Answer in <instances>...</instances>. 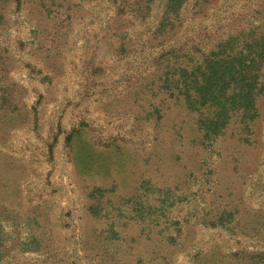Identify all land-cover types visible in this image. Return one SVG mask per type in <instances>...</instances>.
Masks as SVG:
<instances>
[{
  "label": "rangeland",
  "instance_id": "rangeland-1",
  "mask_svg": "<svg viewBox=\"0 0 264 264\" xmlns=\"http://www.w3.org/2000/svg\"><path fill=\"white\" fill-rule=\"evenodd\" d=\"M78 4L72 18L62 17L57 34L44 15L27 16L23 8L18 32L11 25L0 31V47L10 53L7 76L21 84L15 90L18 108L0 121V171L8 169L0 199L12 209L3 220L0 264H152L159 234L149 227L180 228L184 248L169 264H208L207 254L192 260L197 247L217 254L261 246L264 118L255 142L229 147L233 157H225V141L215 143L212 152L202 154L201 170L199 158L185 163L163 151L149 158L144 131L150 121L128 134L137 120L121 98V89L132 82L134 65L124 58L132 55L131 47L120 52L112 34L107 38L100 30L112 12L108 0ZM251 5L236 11L255 20ZM130 30L127 42L135 34ZM101 152H114L110 158L124 162L113 189L110 178L91 167L84 170L88 163L82 158ZM141 179L150 180L140 197L142 213H151L144 218L149 224L131 211L135 194L143 190ZM94 181L106 190L95 192L98 204L91 207ZM168 184L170 205L146 204L159 203L158 188ZM249 224L261 229L253 234Z\"/></svg>",
  "mask_w": 264,
  "mask_h": 264
},
{
  "label": "trees",
  "instance_id": "trees-1",
  "mask_svg": "<svg viewBox=\"0 0 264 264\" xmlns=\"http://www.w3.org/2000/svg\"><path fill=\"white\" fill-rule=\"evenodd\" d=\"M79 1L92 0H0V31L11 25L18 32L16 23L23 8L27 9V16L33 11L44 15L51 23V33L57 34L58 28L63 27L62 17L72 18ZM249 1L255 20H245L242 10L236 11ZM108 2L112 12L100 30L107 38L110 37L108 33L112 34L110 39L113 38L120 52L126 51L127 44L131 47L132 55L124 58L134 65L132 82L121 89V98L130 104L126 110L137 120L128 134L138 133L137 125L141 121H150L148 131H144L149 136V158L159 151L167 153L168 158L184 157L185 163L199 158L197 170H201L202 154L212 152L215 143L225 141L224 155L233 157L235 151L228 150L229 147L233 145L232 148L237 149L257 140L256 132L264 118V0ZM36 26L40 25L36 23ZM130 29L135 30V34L127 42L125 38ZM49 40L52 44L53 38ZM50 44L45 49H50ZM9 56L8 47L1 46L0 121L7 120L18 108L15 90L21 84L7 76L11 70ZM165 145H168L167 149H164ZM112 155L114 152H101L82 158L88 163L84 170L91 167L94 174L110 178V189L121 180L124 165L118 157V163H115L110 158ZM7 170L6 166L0 171L1 187L8 180ZM149 181L141 179L139 187L143 190L135 194L137 205L131 206L133 218L142 224H149L144 218L151 215L149 211L142 213L140 201L148 186L144 183ZM158 189L159 203L146 200V204L160 208L164 203L170 205V185ZM105 190L101 183L93 182L88 192L91 207L98 204L95 192L101 194ZM11 212L12 209L0 199V261L3 220L10 218ZM22 218H26L25 215ZM249 227L253 234L261 229L253 224ZM166 229L149 227L159 234L152 244V251L157 255L150 258L152 264H169L171 255L184 248L180 228L171 232ZM257 234L264 236V229ZM206 254L210 255L208 264H264V242L261 246L217 254H208L207 250L197 247L192 260Z\"/></svg>",
  "mask_w": 264,
  "mask_h": 264
}]
</instances>
